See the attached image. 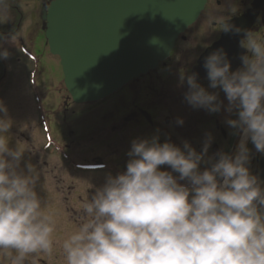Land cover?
I'll use <instances>...</instances> for the list:
<instances>
[{
    "label": "clouds",
    "instance_id": "9594fccd",
    "mask_svg": "<svg viewBox=\"0 0 264 264\" xmlns=\"http://www.w3.org/2000/svg\"><path fill=\"white\" fill-rule=\"evenodd\" d=\"M5 40L0 33V59L7 60ZM243 46L250 54L236 71L222 48L203 65L209 87L228 101L226 124L241 136L236 154L207 156L210 135L201 152L187 141L160 143L158 135L133 140L126 170L106 177L83 206L85 221L62 241L67 264H264V185L250 170L247 146L250 140L264 154V38L249 31ZM186 81L189 105L221 111L219 92L195 73ZM0 113V253L25 264L31 254L52 253L56 221L36 191L35 167L25 172L24 151L5 142L12 121L2 101Z\"/></svg>",
    "mask_w": 264,
    "mask_h": 264
},
{
    "label": "flooded vegetation",
    "instance_id": "af4514ba",
    "mask_svg": "<svg viewBox=\"0 0 264 264\" xmlns=\"http://www.w3.org/2000/svg\"><path fill=\"white\" fill-rule=\"evenodd\" d=\"M53 1L6 0L5 8L0 9V33L6 36L2 43L11 54L7 60L0 59V83L4 86L16 75L21 81L19 92L26 94L34 112L30 136L21 126H14L10 134L28 146L39 176L36 191L56 221L52 239L61 250L66 233L76 231L85 221L84 204L109 174L126 170L133 140L158 135L160 143L170 141L182 147L187 141L201 152L210 135L207 156L215 157L219 151L236 154L241 136L226 124L229 114L224 106L228 101L222 91L209 87L203 65L208 55L222 48L232 71L242 67L241 57L250 54L243 46L247 32L264 38V0H204L197 18L178 35L164 60L92 103L72 100L60 59L50 52L45 15ZM194 73L208 91L219 92L223 102L220 112L210 113L187 103L186 77ZM2 86L6 107L11 99L5 92L10 89ZM22 103L20 100L18 105ZM178 119L183 124H178ZM247 146L250 170L264 185V154L257 152L250 140ZM204 167L202 164V170ZM0 256V264H12L9 257ZM25 264L67 262L65 257L38 253L29 255Z\"/></svg>",
    "mask_w": 264,
    "mask_h": 264
},
{
    "label": "water",
    "instance_id": "95a60500",
    "mask_svg": "<svg viewBox=\"0 0 264 264\" xmlns=\"http://www.w3.org/2000/svg\"><path fill=\"white\" fill-rule=\"evenodd\" d=\"M204 0H54L45 15L75 103L102 100L154 68L198 16Z\"/></svg>",
    "mask_w": 264,
    "mask_h": 264
},
{
    "label": "rangeland",
    "instance_id": "374dc122",
    "mask_svg": "<svg viewBox=\"0 0 264 264\" xmlns=\"http://www.w3.org/2000/svg\"><path fill=\"white\" fill-rule=\"evenodd\" d=\"M20 79L16 75H12L9 78V81L6 85L2 86L3 84L0 83V85L3 87H8L7 89H10L7 93L5 92V97H9L11 99V103L6 104V118L11 119L12 125L10 129L8 130L5 135L7 136L5 138V142L9 144V147L12 149H16L17 146H19L20 149L24 151L20 167L27 172V165L31 164L33 165V160L28 154V146L26 143H21L18 140L15 141L14 138H11V134L14 133L15 130H13V127L16 126L18 129L21 126L22 132L26 134V136L31 135V128H32V123L31 120L34 121L32 117L33 116V111L31 107L28 105V98L26 94L20 93L19 92V86H20ZM5 90V88H4ZM3 93L0 91V101L3 102ZM20 100L23 101V103L19 106L18 104L20 103ZM0 116H5L4 113H0ZM23 122V123H22ZM14 124V125H13ZM11 133V134H10ZM19 133V131H17ZM68 236L69 233H66ZM52 254L57 255L58 257L62 258L64 257L63 250L57 248L55 241H53V250ZM2 256V255H1ZM0 256V258H1ZM7 259V256H6Z\"/></svg>",
    "mask_w": 264,
    "mask_h": 264
}]
</instances>
